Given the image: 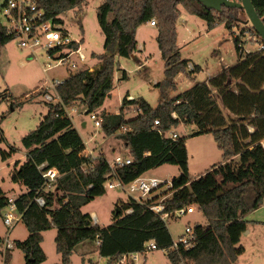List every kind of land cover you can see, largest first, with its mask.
Returning a JSON list of instances; mask_svg holds the SVG:
<instances>
[{
  "label": "trees",
  "instance_id": "16d2710c",
  "mask_svg": "<svg viewBox=\"0 0 264 264\" xmlns=\"http://www.w3.org/2000/svg\"><path fill=\"white\" fill-rule=\"evenodd\" d=\"M35 2L46 20L63 23L60 16L80 9L88 0ZM251 2L264 23V0ZM178 6L205 21L209 30L224 23L231 31L239 11L222 8L215 12L196 0H104L98 7L96 19L104 38V53L96 56L99 66L93 71L78 69L56 86L59 101L46 103L47 114L20 140L26 153L22 163L15 162L11 182L27 189L15 199L16 211L28 232L24 241L15 242L24 254L25 264L46 260L40 244L42 232L51 229L56 231L54 245L60 264H71L75 247L85 241H99L98 255L107 259V264L122 254L141 251L149 241L160 251L172 246L166 222L148 209L156 198L143 204L131 199L118 201L112 223L105 227L93 224L90 215L81 212L83 206L105 194L103 183L111 169L103 156L91 159L83 155L84 143L66 114L76 102L85 107L86 114L102 107L113 88L116 58L127 59L134 54L137 30L153 19L157 48L164 62V80L155 85L160 90L159 103L151 107L143 99L124 98L118 114L100 115L101 132L108 137L117 132L124 136V147L131 160L130 164L115 168V177L128 184L163 165L179 168L180 175L172 180L170 195L162 201L164 211L172 214L194 206L206 225L192 226V248L166 253L170 264H235L243 254V248L237 245L247 230L244 218L261 206L264 197V50L238 56L235 65L222 68L207 81L168 98L166 93L175 89L174 78L184 73L189 63L181 59L176 43ZM10 41L0 28V48ZM238 42L239 38L233 39L237 54ZM198 71L199 67L193 66L189 74ZM217 100L229 113L227 118ZM20 105L14 103L11 107ZM128 108L136 114L125 119L124 110ZM155 121L159 123L157 127ZM180 125L195 126V136L210 134L222 153V162L192 178L188 174L185 139H163L157 132ZM14 152L15 148L1 152V158L6 160ZM52 169L57 178L46 189L43 175ZM38 191L45 202L43 207L34 200ZM7 204L8 198L0 189V217ZM128 210L131 212L126 213Z\"/></svg>",
  "mask_w": 264,
  "mask_h": 264
},
{
  "label": "rangeland",
  "instance_id": "374dc122",
  "mask_svg": "<svg viewBox=\"0 0 264 264\" xmlns=\"http://www.w3.org/2000/svg\"><path fill=\"white\" fill-rule=\"evenodd\" d=\"M4 0H0V5ZM104 0H88L87 4L80 9L64 13L60 16L64 27L69 34L81 42V48L87 60L77 69H71L67 65L54 66L46 72L43 68L53 66L57 60H53L47 53L38 51L30 56L26 50L17 47L14 41H10L0 48V188L11 199L19 197L27 192V189L11 182V173L14 164L17 161H24V151L21 148V138L34 130L47 114L48 108L43 99V91L49 87L53 81H63L70 74H75L78 69H95L98 63L97 57L104 53L103 35L101 34L96 14L97 9ZM180 15L177 18L175 27L177 34V46L181 59L189 61V64L199 67V71L189 74L191 69L188 64L184 73H179L174 78L175 89L169 90L166 95L172 98L177 94L186 91L195 83L205 82L223 67H231L236 64L239 55L236 53L233 39L238 36L242 38V45L248 50L256 49L254 44V31L247 21L243 11H237L235 20L229 31L224 23L217 24L209 30L205 21L190 15L178 6ZM156 22V21H155ZM3 20L0 16V24ZM156 26L144 24L138 29L137 46L144 45V52L136 51L133 56L137 57L142 63L145 61V69L139 68L135 59L116 58V67L113 73V88L106 97L103 107L94 112L97 113H117L120 111L122 101L128 93L137 99H143L150 106L155 107L160 101V90L155 84L164 80V62L161 59L156 42ZM94 56V57H93ZM146 57V59H145ZM124 70L127 79L119 81V75ZM53 93L52 89L48 90ZM29 100H27V99ZM218 106L227 118L229 113L223 109L219 100ZM14 103H21L20 106L12 108ZM85 107L76 102L74 106L66 110L73 123L79 129L84 140L90 135L96 134L92 146L97 144L105 135L100 129L93 126L90 119L91 114H86ZM83 112V113H82ZM134 113L132 109L124 110L125 119L132 118ZM86 123V128L81 129V123ZM177 135L185 139L187 150L188 174L196 178L209 170L212 166L222 162V153L212 138L205 139L202 135H193L196 127L193 125H184L172 129ZM123 131V130H122ZM124 132V131H123ZM202 136V137H201ZM211 136V135H210ZM108 137V136H106ZM87 147V146H86ZM89 147V146H88ZM15 148L10 158L3 160L1 152H9ZM127 150L124 147L123 140L120 137H111L106 144L100 147L96 154L103 156L107 161H111L115 156H126ZM94 156V155H93ZM180 175V170L175 165H163L145 174L146 177H155L161 181L172 182ZM164 187L158 192H163ZM165 192V191H164ZM169 196V191L166 192ZM117 197L124 195L117 189L106 192L103 198H95L94 202L83 209L85 213L94 211L99 218V226L108 225L114 210V202ZM127 200V199H125ZM192 214L185 215L179 219L166 222L172 240L184 232L187 225L193 226L196 223L206 225L201 212L194 208ZM2 212V215L3 216ZM247 230L241 235L238 247L243 248V254L240 255L235 264H264V197L261 206L254 212L246 216ZM53 232V231H52ZM48 232L44 236L42 249L47 257L43 264H59L60 256L55 251V245L52 234ZM7 233V228L3 225L0 217V237L13 242V249L7 252V257L0 255V264H25L24 254L15 247L16 241H24L28 232L25 226L19 222ZM88 250L86 258L82 260L83 245L75 247L71 256V264H107L105 258L99 257L97 247L94 242H84ZM0 245V253H1ZM42 264V263H41ZM143 264H170L166 253L160 250L153 251L146 256Z\"/></svg>",
  "mask_w": 264,
  "mask_h": 264
},
{
  "label": "built area",
  "instance_id": "2783aa9c",
  "mask_svg": "<svg viewBox=\"0 0 264 264\" xmlns=\"http://www.w3.org/2000/svg\"><path fill=\"white\" fill-rule=\"evenodd\" d=\"M0 16L3 23L0 24V28L4 30L7 37L14 41L18 48L26 50L30 53V56L38 51L47 53L51 59L57 60L55 65L47 66L43 68L46 72L49 68L54 66L67 65L71 69H77L79 65L87 60L81 48V42L74 39L63 23L53 22L52 20H46L44 18V12L38 8L35 0H4L0 5ZM150 26H156L155 20L147 22ZM238 38V36L234 37ZM255 50H248L242 45V38L238 42V55L245 56L253 51L264 50V42L261 38L254 34ZM77 45L76 48L72 45ZM50 54V55H49ZM62 81H53L48 87L44 88L43 99L46 103L55 104L59 101L58 95L55 92V87ZM52 89L53 93H49L48 90ZM176 118L175 114H172ZM90 119L93 121V126L97 129L101 128L102 119L100 116L91 113ZM159 125L158 121L154 122V127ZM124 132L126 129H122ZM252 131V128H249ZM158 134L163 139L177 140L179 136L173 131L161 132L157 130ZM85 146V145H84ZM83 155L94 159L92 151H89L87 147H84ZM130 158H124L121 156H115L111 161H107L111 172L107 179L103 183V189L105 193L112 189L119 190L127 199H131L139 204H143L151 200V195L164 187V191L161 192L156 200L148 206V209L160 218L167 222L169 220L179 219L185 215L192 214L195 211V207L181 208L172 214L165 213L162 201L167 197L166 192L172 187L169 181H161L155 177H145L144 175L136 178L134 181L123 184L115 177V168H119L130 164ZM43 177L46 179V189L51 188V184L57 178V172L55 170H48ZM35 202L40 206H44V199L39 195V191L36 192ZM2 221L3 225L8 231L12 230L14 226L21 222V215L17 213L15 206V199L8 198V204L3 210ZM128 210L126 213H130ZM93 224L97 223L96 216L93 215ZM6 233V234H7ZM97 247L99 241H96ZM194 246V235L192 232V226L187 225L178 237L177 240H172V246L169 249L161 250L165 253L169 251H177L178 249L188 250ZM1 257L4 260L7 251L13 249V242L9 241L8 237L1 241ZM153 251H157V247L153 241L146 242L143 248L139 252H131L122 254L111 261L110 264H143L144 259L148 254Z\"/></svg>",
  "mask_w": 264,
  "mask_h": 264
},
{
  "label": "crops",
  "instance_id": "0c3cea01",
  "mask_svg": "<svg viewBox=\"0 0 264 264\" xmlns=\"http://www.w3.org/2000/svg\"><path fill=\"white\" fill-rule=\"evenodd\" d=\"M137 32H138V30H137ZM137 32H136V42H137V44H138V38H137ZM136 49H137V51H139V52H144V45L143 46H141V45H139V46H137L136 45ZM131 57H133L134 59H135V62L137 63V66L139 67V68H142V69H145L146 70V67H145V61L142 63V61L141 60H139L137 57H135V56H131ZM145 59H146V57H145ZM189 64V63H188ZM190 65V67H191V69H192V67H193V65H191V64H189ZM99 66V61H98V63L95 65V69L97 68ZM222 68H227V66H223ZM221 68V69H222ZM94 69V70H95ZM190 69V70H191ZM221 69L218 71V72H220L221 71ZM89 71H93L91 68L89 69ZM125 73V77L123 78L122 77V73ZM217 72V73H218ZM216 73V74H217ZM211 78V77H210ZM125 79H127V74H126V72L124 71V70H122L121 71V74L119 75V81H122V80H125ZM156 85V84H155ZM191 88V87H190ZM188 90V89H187ZM124 98H126L127 100H129V101H131V100H136V98H134L133 96H131V95H129L128 93L125 95V97ZM104 104V103H103ZM102 107H103V105H102ZM152 107V106H151ZM101 108V107H100ZM84 111H86V110H83V112ZM82 112V113H83ZM132 112L134 113V115L136 114V112L134 111V109H132ZM119 112H117V113H112V114H118ZM67 114V116L70 118V116H69V114L68 113H66ZM101 114H111V113H97V115L98 116H100ZM70 120H71V122H72V124H73V126L75 127V129L77 130V132L79 133V135H80V137H81V139H82V141H83V143H84V145H85V147L87 146V149L89 150V151H92V153H93V155H94V158H96V157H98V156H100V155H98V154H96V152L100 149V147L101 146H103V144H106L108 141H109V139H111V137H120V139H122V137H121V135H120V133L119 132H117L116 134H114V135H112V136H109V137H104L105 139H100L99 141H98V143L97 144H94V146H92V144H89V143H91V141L93 142L94 141V139H95V137H96V134H94V135H90L89 137H88V139L87 140H84L83 139V137H82V135L80 134V132H79V129L76 127V125L73 123V120L70 118ZM179 127H184V125H180ZM178 127V128H179ZM86 128V123L85 122H82L81 123V129H85ZM179 136V135H178ZM205 139H209V137L210 138H212V136H210V134H204V135H202ZM201 136V137H202ZM180 137V136H179ZM213 139V138H212ZM214 141V140H213ZM93 143H95V142H93ZM89 146V147H88ZM24 151V150H23ZM25 153H26V151H24V157H25ZM129 154H128V151L126 152V156L124 157V158H129V156H128ZM20 163H22L21 161H20ZM14 169V168H13ZM13 169H12V171H13ZM152 170H150V171H148V172H146L145 174H147V173H149V172H151ZM145 174H144V176H145ZM11 177V176H10ZM146 177V176H145ZM18 185H21V184H18ZM1 190H2V188H0ZM3 191V190H2ZM4 192V191H3ZM161 192H154L152 195H151V197H153V198H156L159 194H160ZM4 194H5V196L7 197V198H10L9 196H7L6 195V193L4 192ZM106 196V193L103 195V196H101V197H97V198H103V197H105ZM15 199H16V197H15ZM125 199H127L125 196H124V198L123 197H117L116 198V201L114 202V207H115V204L118 202V201H126ZM95 200V199H94ZM94 200L92 201V202H90L89 204H87V205H85V206H83L82 208H81V212L82 213H84V214H89L90 215V217L93 219V215L94 216H96V218H97V225H99V218H98V215H97V213L96 212H94V211H91V212H87V213H85L84 211H83V209L85 208V207H87L88 205H90L91 203H93L94 202ZM111 213H112V211H111ZM1 218H2V216H1ZM245 220H246V217L244 218ZM248 222V221H247ZM112 223V217H111V219H110V223L108 224V225H110ZM200 224V223H199ZM108 225H101L102 227H105V226H108ZM54 232V235L52 234V237H53V241H54V238H55V236H56V231H55V229H51V230H48V231H45V232H42V243L40 244V246H41V248H42V244H43V242H44V236L46 235V233H48V232ZM52 232V233H53ZM2 237H0V239H1ZM20 242H22V241H20ZM85 242H88V241H85ZM95 243V245H96V242H94ZM79 245H85V243L84 242H82V243H80ZM78 246V245H77ZM85 248H84V250L83 251H81L82 252V255H83V261H84V259L86 258V254L88 253V252H90L89 250H88V248L86 247V246H84ZM96 247H97V245H96ZM98 248V247H97ZM43 250V249H42ZM44 252V251H43ZM74 252V251H73ZM97 252H98V249H97ZM46 256V255H45ZM100 257V256H99ZM46 260H47V257H46ZM45 260V261H46ZM44 261V262H45ZM43 262V263H44ZM42 263V264H43ZM60 264V263H59Z\"/></svg>",
  "mask_w": 264,
  "mask_h": 264
},
{
  "label": "water",
  "instance_id": "95a60500",
  "mask_svg": "<svg viewBox=\"0 0 264 264\" xmlns=\"http://www.w3.org/2000/svg\"><path fill=\"white\" fill-rule=\"evenodd\" d=\"M203 7L208 10H213L215 12H221L222 8L236 9L243 11L247 17L245 23H249L253 28L255 33L261 38L264 42V23L257 15L251 0H196ZM122 140H125V137L122 136Z\"/></svg>",
  "mask_w": 264,
  "mask_h": 264
}]
</instances>
